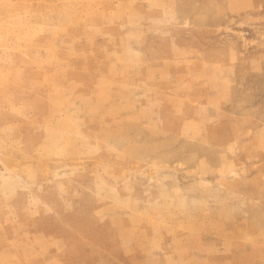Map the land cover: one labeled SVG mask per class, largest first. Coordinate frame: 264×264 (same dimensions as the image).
Returning <instances> with one entry per match:
<instances>
[{"label":"rangeland","instance_id":"rangeland-1","mask_svg":"<svg viewBox=\"0 0 264 264\" xmlns=\"http://www.w3.org/2000/svg\"><path fill=\"white\" fill-rule=\"evenodd\" d=\"M0 264H264V0H0Z\"/></svg>","mask_w":264,"mask_h":264}]
</instances>
